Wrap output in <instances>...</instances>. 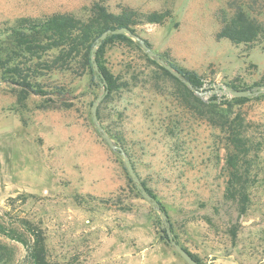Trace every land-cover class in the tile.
I'll list each match as a JSON object with an SVG mask.
<instances>
[{"label":"rangeland","instance_id":"rangeland-1","mask_svg":"<svg viewBox=\"0 0 264 264\" xmlns=\"http://www.w3.org/2000/svg\"><path fill=\"white\" fill-rule=\"evenodd\" d=\"M96 1L114 13L169 11L133 35L197 75L203 102H230L223 92L230 84L264 86V28L248 44L216 37L237 7L264 27V0H0V45L11 28L53 13L86 17ZM126 36L132 42H111L102 57L118 78L114 94L77 68L45 71L38 81L46 95L23 99L0 78V264H30L36 236L47 264H187L164 238L167 228L201 264H264V93L239 108L245 142L231 169L220 129L189 110L175 80L155 84L150 75L161 64ZM102 89L98 122L162 204L167 225L92 121ZM169 124L178 127L173 134ZM233 187L249 194L244 212L223 198Z\"/></svg>","mask_w":264,"mask_h":264},{"label":"trees","instance_id":"trees-1","mask_svg":"<svg viewBox=\"0 0 264 264\" xmlns=\"http://www.w3.org/2000/svg\"><path fill=\"white\" fill-rule=\"evenodd\" d=\"M168 16L169 11H154L144 14L130 8H122L119 12L114 13L107 6L96 1L89 7L86 17L80 18L69 13H53L43 21H31L19 25L9 30L5 42L0 45V78L13 84L17 89L19 99H23L30 94L46 95L43 86L38 81V78L42 77L45 71L46 73L69 72L75 71L77 68L80 69L78 75L92 74L91 82L94 84H98L97 80L103 79L107 85L108 95L112 91L114 94L119 89L118 78L102 65L105 47L111 42H132V40L125 34H110L101 42L94 56L99 71V78H96L91 56L98 38L107 30H116L122 27L135 34L137 25L142 23L161 24ZM263 28V25L248 12L237 7L229 19L222 21V26L216 37L218 39H228L234 44H248L255 42L262 35ZM144 42L150 48L148 42L146 40ZM136 45H138L137 42ZM173 67L181 73L182 79L189 82L193 89L200 91L202 82L197 75ZM165 76L172 78L179 84L180 91H178V94H180L183 102L187 101L185 104H190L189 110L196 114L198 119L205 120L213 127L220 129L223 135L222 142L225 143L228 165L231 169H235L237 155L242 152L245 142L244 130L246 129L239 108L254 98L232 97L230 102L219 103L216 97L213 96L207 102H203L182 80L172 76L159 64L150 75V78L155 84H158V81ZM229 87L233 90H245L232 84ZM258 97H264V94ZM98 117L99 109H97ZM176 129H178L176 125L169 124L165 130L169 134H173ZM117 142L125 150L124 144L118 140ZM232 175L234 176V174ZM130 181L133 182L131 178ZM145 190L153 199L156 198L148 189L145 188ZM223 198L232 200L234 203L237 202L239 212H244L249 194L245 191V188L238 192L233 187L231 190H225ZM157 203L160 209L167 214L158 200ZM162 233L167 241L166 230L162 229ZM27 248V257L30 264H47L46 251L40 238L36 236ZM184 250L188 253L186 249ZM188 254L201 264L196 257L190 253Z\"/></svg>","mask_w":264,"mask_h":264},{"label":"water","instance_id":"water-1","mask_svg":"<svg viewBox=\"0 0 264 264\" xmlns=\"http://www.w3.org/2000/svg\"><path fill=\"white\" fill-rule=\"evenodd\" d=\"M114 35V34H126L129 35L131 38H133L134 40H136L137 42H139L141 48L148 54L149 57L151 58H155L162 67H164L168 72H170V74L172 76H174L175 78L182 80L189 88H191L193 90V92L195 94H197L198 96L201 94L200 91H197L195 89H193L190 85L189 82L185 81L184 79H182L181 77V73L174 68L172 65L164 62L163 60H161L159 58V56L153 52L147 45L146 43L138 36L133 35L129 29L127 28H119L116 30H107L105 31L96 41V46L93 48L92 52V56H91V61L93 62V69L95 72L98 73V69H97V64L94 61V53L97 49V47L101 44V42L108 36V35ZM100 85L103 87L105 85L104 80L100 83ZM103 92H105L102 89V94L100 96H98V98L95 99V101L93 102L92 108H91V113H92V121L95 124L96 129L98 130V132L101 134V138L108 144V146L116 152H119L122 157H123V161L125 163V167L131 177V179L133 180V182L136 184L137 189L140 191L141 195L146 199L147 202H149L151 204V206H153L155 208V210L160 214L163 222L165 225H167V218H166V214L158 207L157 202L151 197V195H149L146 190L143 188L142 185H140V182L135 174V171L130 163V161L128 160L127 156L123 153V151L121 150V148H119L118 146H116L114 144V142H112V140L110 139V137L105 133V131L103 130V128L101 127V125L98 122V118H97V107L99 102L102 100L103 97ZM224 93L229 94L231 97H250V96H255L257 94L260 93H264V86L260 87L257 91H249V90H233L231 87L229 86H224ZM166 234H167V242L174 248V250L183 258V260L187 263V264H199L197 261H195L171 236V232L170 230L167 228L166 229Z\"/></svg>","mask_w":264,"mask_h":264}]
</instances>
